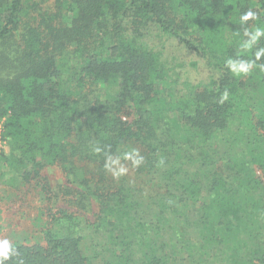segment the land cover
Instances as JSON below:
<instances>
[{
  "label": "trees",
  "instance_id": "1",
  "mask_svg": "<svg viewBox=\"0 0 264 264\" xmlns=\"http://www.w3.org/2000/svg\"><path fill=\"white\" fill-rule=\"evenodd\" d=\"M52 5L0 0V183L34 184L55 206L40 173L56 166L74 212H53L43 242H11L4 264H264V71L225 66L264 48L262 36L240 49L245 29L264 27V0ZM249 10L258 19L241 25ZM170 40L207 80L178 82L159 48ZM132 149L138 167L123 158ZM109 157L136 179L109 171ZM92 204L91 223L78 212Z\"/></svg>",
  "mask_w": 264,
  "mask_h": 264
},
{
  "label": "rangeland",
  "instance_id": "2",
  "mask_svg": "<svg viewBox=\"0 0 264 264\" xmlns=\"http://www.w3.org/2000/svg\"><path fill=\"white\" fill-rule=\"evenodd\" d=\"M37 6L43 10L52 9L54 0H31ZM38 14L35 12L30 13V17L37 18ZM160 43V41H159ZM164 57L168 64L177 66L176 70L180 72L178 75V82L184 81L199 84L207 80V71L202 66V63L191 53L186 52L180 46L176 45L174 41H162L159 48H162ZM197 64V68L194 64ZM178 66H182L179 68ZM6 148L3 153L7 152ZM2 153V154H3ZM2 156V155H1ZM124 176L129 179H136L134 174L123 173ZM40 176L44 178V181L53 190L58 200L53 206L51 202L42 199V196L38 193L39 190L34 187V184L23 185L19 189L6 186L0 183V241L7 239L11 242H43L42 229L51 228L55 226V222L52 218H57L58 215H54L58 209L74 212V208L70 207L63 199L62 194H66L64 189L66 183L65 177L61 170L56 166H48L43 169ZM137 182V181H136ZM137 189L141 190L143 194H155L149 193L150 188L144 187ZM179 210L186 211L184 207H180ZM85 220L93 222L97 207L92 204L90 211L87 213H81ZM54 215V216H52Z\"/></svg>",
  "mask_w": 264,
  "mask_h": 264
},
{
  "label": "clouds",
  "instance_id": "3",
  "mask_svg": "<svg viewBox=\"0 0 264 264\" xmlns=\"http://www.w3.org/2000/svg\"><path fill=\"white\" fill-rule=\"evenodd\" d=\"M257 13L254 11H247L240 15L239 22L241 25L246 24L249 20H257ZM239 35V33H236ZM244 35L249 36V40L240 45V49L242 51H250L254 44L258 42V40L264 36V27H255L252 30L245 29ZM239 55V53H238ZM261 56H264V48H260L255 53L256 60H234L232 58H228L225 62V66L231 71V73L235 76L247 75L251 72L254 67H259L261 71H264V64L257 65L256 61H259ZM229 98V93L225 90L219 99V103L223 104ZM95 152H99L100 150L94 149ZM123 158L125 160H131L132 165L134 167H138L143 162V157L139 155L138 150L132 149L131 151L123 153ZM120 158L117 157L112 159L108 158V162L105 164V167L108 168L109 171H112L114 175L119 176L127 171L123 166H119ZM163 163V160L160 161ZM114 166H119L114 168ZM17 255L16 250L12 247L7 239L0 241V264H4V262L10 257Z\"/></svg>",
  "mask_w": 264,
  "mask_h": 264
},
{
  "label": "built area",
  "instance_id": "4",
  "mask_svg": "<svg viewBox=\"0 0 264 264\" xmlns=\"http://www.w3.org/2000/svg\"><path fill=\"white\" fill-rule=\"evenodd\" d=\"M5 121H6V117L0 115V157H1L2 153L4 152L6 145H7V141L4 137Z\"/></svg>",
  "mask_w": 264,
  "mask_h": 264
}]
</instances>
